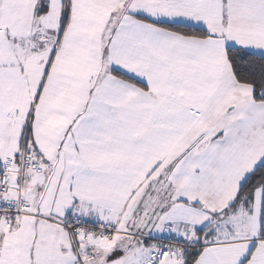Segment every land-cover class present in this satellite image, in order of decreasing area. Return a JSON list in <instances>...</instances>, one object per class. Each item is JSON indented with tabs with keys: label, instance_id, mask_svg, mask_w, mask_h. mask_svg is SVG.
I'll return each mask as SVG.
<instances>
[{
	"label": "snow or ice",
	"instance_id": "1",
	"mask_svg": "<svg viewBox=\"0 0 264 264\" xmlns=\"http://www.w3.org/2000/svg\"><path fill=\"white\" fill-rule=\"evenodd\" d=\"M0 264H264V0H0Z\"/></svg>",
	"mask_w": 264,
	"mask_h": 264
}]
</instances>
